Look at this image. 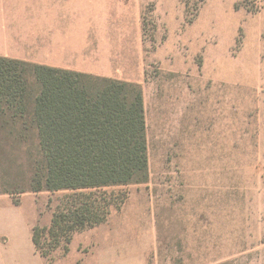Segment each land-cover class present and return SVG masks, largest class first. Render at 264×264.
<instances>
[{"label":"rangeland","instance_id":"374dc122","mask_svg":"<svg viewBox=\"0 0 264 264\" xmlns=\"http://www.w3.org/2000/svg\"><path fill=\"white\" fill-rule=\"evenodd\" d=\"M130 1L92 61L142 90L148 180L51 264H264V0ZM45 176L36 128L0 119V264L66 194Z\"/></svg>","mask_w":264,"mask_h":264},{"label":"trees","instance_id":"16d2710c","mask_svg":"<svg viewBox=\"0 0 264 264\" xmlns=\"http://www.w3.org/2000/svg\"><path fill=\"white\" fill-rule=\"evenodd\" d=\"M203 2L195 0V9ZM0 119L30 121L45 162L44 187L66 193L49 226L31 229L35 251L48 264L57 252L69 253L75 235L120 209L125 196L105 189L148 180L137 84L0 57Z\"/></svg>","mask_w":264,"mask_h":264},{"label":"crops","instance_id":"0c3cea01","mask_svg":"<svg viewBox=\"0 0 264 264\" xmlns=\"http://www.w3.org/2000/svg\"><path fill=\"white\" fill-rule=\"evenodd\" d=\"M130 0H0V57L75 73L94 71L99 27H125ZM115 5V6H114ZM116 7V9H115ZM117 11V17L110 14ZM110 33V30L108 31ZM107 32V34H108ZM107 34L105 40H107ZM110 52V51H109ZM112 57V56H111ZM7 264H35L31 231L16 219L8 230Z\"/></svg>","mask_w":264,"mask_h":264}]
</instances>
